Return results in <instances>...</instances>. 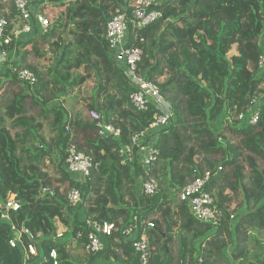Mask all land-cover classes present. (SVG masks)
<instances>
[{
  "label": "trees",
  "instance_id": "16d2710c",
  "mask_svg": "<svg viewBox=\"0 0 264 264\" xmlns=\"http://www.w3.org/2000/svg\"><path fill=\"white\" fill-rule=\"evenodd\" d=\"M136 1H50L39 11L60 19L46 34L36 29L20 43L18 70L32 71L36 87L23 86L10 69L0 76V89L5 79L12 82L0 98V264H24L22 250L10 245L13 226L35 235L40 258L57 250L61 264H141L120 232L135 216L155 223L149 231L150 264H194L199 256L203 264H264V244L250 233L264 230V0H162L163 17L138 31L145 40L141 68L159 85L174 119L158 134L154 167L146 173L135 163L132 175L130 165L119 171L118 151L150 126L155 111L133 107L134 88L111 58L106 32L113 16ZM0 15L12 29L18 19L15 0H0ZM90 80L96 84L84 110L98 111L121 130L120 139L98 136L96 124L82 112L73 118L65 106H49L58 94ZM252 110L260 116L256 124L234 118H248ZM50 127L56 136L48 140L43 130ZM17 128L39 142L27 167L17 154ZM71 145L101 165L83 183L64 168ZM206 171L212 173L207 189L216 198L218 225L198 222L179 200L185 181ZM142 175L157 181V193L144 196L129 189L131 202L125 201L123 185ZM73 188L82 190L89 205L75 209L85 217L75 216L72 223L67 197ZM12 196L20 208L3 218ZM234 197L242 200L237 210H245L237 218L231 210ZM87 218L118 227L104 237L98 254L85 249ZM58 223L72 227L70 237L58 236ZM177 226L179 255L173 259L168 248Z\"/></svg>",
  "mask_w": 264,
  "mask_h": 264
},
{
  "label": "built area",
  "instance_id": "2783aa9c",
  "mask_svg": "<svg viewBox=\"0 0 264 264\" xmlns=\"http://www.w3.org/2000/svg\"><path fill=\"white\" fill-rule=\"evenodd\" d=\"M51 0H15V8L18 19L11 23L6 17L0 15V76L7 70H12L23 86L33 89L38 83L37 76L29 70H18L17 65L9 60L11 50L15 55L17 46L30 37L34 31L40 30L46 34L51 28L49 17L43 15L39 8L47 5ZM162 0H137L131 9L124 7L122 11L113 16L107 25L106 37L109 43L111 58L124 70L129 84L134 88L130 96L133 107L138 111L154 109L155 116L150 126L139 134H136L129 144L124 145L119 151V157L123 166H135L138 163L142 170L149 173L157 161L156 144L159 139V132L169 127L174 119L170 104L165 99L159 85L148 78V72L141 68L144 59L145 43L138 31L147 28L152 23L160 20L163 13L160 9ZM36 19V24L32 19ZM16 21L18 25L16 26ZM15 57V56H14ZM260 67H264V57L261 59ZM259 101H255L257 105ZM88 117L96 124L97 134L100 137H113L120 139L121 130L115 125L107 123L103 116L96 110H91ZM259 113L250 111V116L240 114V120L256 124L259 121ZM248 119V120H247ZM69 131V127H67ZM64 168L71 175L73 181L83 183L90 176L94 166L93 158L77 147L71 145L67 149V157ZM133 170V168H130ZM221 170V168H220ZM212 178V173L206 171L194 181L182 188L179 200L184 202L191 215L200 223L219 224V216L216 198L208 191L207 187ZM140 193L144 196H153L158 191V184L154 178L139 177ZM68 204L74 210L83 205V192L79 188H73L68 194ZM20 203L14 196L9 197L4 206L3 218H8L6 212L17 211ZM155 228L152 220L141 219L135 216L130 224L120 229L121 236L126 244H129L141 264L151 262V243L149 231ZM87 244L86 251L89 254H98L103 249V239L113 236L118 230L114 223L100 222L94 218H87L85 221ZM13 234L10 245L19 248L23 252V263L32 264L33 260L39 259L37 264H61L57 250H52L48 257L40 258V253L35 244V235L26 227L21 229L12 227ZM58 236H62L60 233ZM77 239L82 238V232L76 235ZM201 256L197 257L194 264H203Z\"/></svg>",
  "mask_w": 264,
  "mask_h": 264
},
{
  "label": "rangeland",
  "instance_id": "374dc122",
  "mask_svg": "<svg viewBox=\"0 0 264 264\" xmlns=\"http://www.w3.org/2000/svg\"><path fill=\"white\" fill-rule=\"evenodd\" d=\"M52 1H55V0H51V2ZM49 18H50V21H51V27H52V24L54 23L55 20L60 19V17L58 15L53 14V13H51V15H49ZM15 25L16 26L18 25L17 21H16ZM22 52H23L22 48L17 46L16 52H15V57H10V59H9L12 62V64L17 65V63L19 61H21ZM233 53H235L234 50H233ZM5 81H4L5 83H4L3 87L0 89V98H5L8 89H10L12 87V82H10V81H8L6 79H5ZM95 84H96L95 81H91L90 80L89 82H87L83 86H81L80 88L77 87V88H75L73 90L71 89L70 91H68L66 93L58 94L56 96L55 100H52V102H50L49 106L50 107H57L59 105H63L68 110L69 114L72 115L73 118H75L77 116V114L81 113V112H82V117L89 118L88 117V113L89 112L87 110H84V107H85L84 105L86 104V102H85L86 99H88L87 98L88 97V95H87L88 92L90 91V89L92 87L95 86ZM72 99H76V100L72 101ZM234 118L235 119L238 118L240 120V114L237 117L234 116ZM223 119H220L219 122L216 123L217 124V128L219 127V129H220L222 127ZM52 123H54V121L51 118L50 120H48L47 124L49 126ZM17 133H19L18 137H17V145H18L17 154L23 160V165L25 167H27V166H29L31 164L32 158L36 155V154H34V153H36L35 152L36 150H33V147H37L38 148L39 142L35 141L33 136H31L30 134L26 135V129L17 128ZM43 133H45V135H46L48 140L54 139V136H56V133H53L51 127L49 129L45 128L43 130ZM54 155H55V157H57L59 159L60 155H59V153L57 151L54 153ZM109 163L110 162H107V164H109ZM98 165H99L98 167H99V171H100L101 165L100 164H98ZM123 167L124 166L122 164H119L118 165L119 171L124 172ZM130 168H133V170L130 169V173L132 175H135V166L132 165V167H130ZM185 171H186V169H185ZM109 175L107 174L104 177L106 183H108V178H109L108 176ZM125 176L123 177V179H126ZM185 182H187V184H189L192 181L186 180ZM134 186H135L136 189L134 188ZM124 187H125V191H124ZM158 187H159V184H158ZM129 189H134L135 191L137 190L138 193H140L139 178L135 177V182L134 183L126 182V184L123 185V193L126 194V198L124 200L131 202V197H130L131 194L129 193L130 194L129 195L127 193V191ZM234 199H235V201H234V203L231 206V210H232L233 214L237 218L240 215L239 211H245V210H239L238 211L237 209L241 205L242 200H240L239 197H236V198L234 197ZM86 205L88 206L89 203H86V202L83 203V206L86 207ZM112 206H115L114 203H112L111 207ZM58 227H59V233L62 235L61 237H63V236L67 237L66 235H69L71 233L70 229H72V227L71 228H67L61 223H58ZM175 228H176V230H175L176 231V235L174 236V238L172 240L173 242L171 243V245L169 247L170 253H171V257L173 259H177L178 255H179L178 254V248H179V245H180L179 244V239H177V235H178L177 231H179L180 227L177 226ZM250 233L253 235L254 238H257L259 241H261V243L264 244V230L252 229V230H250ZM68 237H70V235ZM175 264H176V262H175Z\"/></svg>",
  "mask_w": 264,
  "mask_h": 264
},
{
  "label": "crops",
  "instance_id": "0c3cea01",
  "mask_svg": "<svg viewBox=\"0 0 264 264\" xmlns=\"http://www.w3.org/2000/svg\"><path fill=\"white\" fill-rule=\"evenodd\" d=\"M1 55V54H0ZM15 55L13 54V50H11V52H10V55L8 56L9 57V59H10V57H14ZM11 62V61H10ZM12 63V62H11ZM19 63H20V61H19ZM78 214V215H77ZM70 215V218L72 219V223H73V221H74V217L75 216H78V218L80 219V218H84L85 217V215L84 214H80V213H77V211L76 210H72V212L69 214ZM73 225V224H72ZM167 232H169V229H167ZM178 232L179 231H177V234H178ZM175 234H176V231L174 232ZM163 237H165L166 238V234H163ZM151 243V242H150ZM167 247H169L168 246V244L166 245ZM168 251H169V248H168ZM112 263H114L115 264V261H113ZM122 264H126V263H122Z\"/></svg>",
  "mask_w": 264,
  "mask_h": 264
}]
</instances>
